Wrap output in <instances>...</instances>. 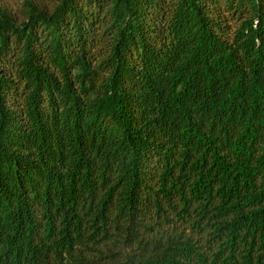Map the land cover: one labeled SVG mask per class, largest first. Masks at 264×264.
I'll list each match as a JSON object with an SVG mask.
<instances>
[{
    "label": "trees",
    "instance_id": "16d2710c",
    "mask_svg": "<svg viewBox=\"0 0 264 264\" xmlns=\"http://www.w3.org/2000/svg\"><path fill=\"white\" fill-rule=\"evenodd\" d=\"M0 264H264V0H0Z\"/></svg>",
    "mask_w": 264,
    "mask_h": 264
}]
</instances>
